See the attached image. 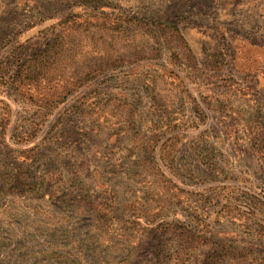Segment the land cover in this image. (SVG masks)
<instances>
[{
	"label": "rangeland",
	"instance_id": "1",
	"mask_svg": "<svg viewBox=\"0 0 264 264\" xmlns=\"http://www.w3.org/2000/svg\"><path fill=\"white\" fill-rule=\"evenodd\" d=\"M69 12L82 16V20L96 14L100 20L122 24L129 39L127 45L119 41L110 53L138 51L145 40L150 51L158 55L142 59L145 64L141 72L146 75L150 92L136 103V81L125 77L127 70L106 72L69 95L34 140L17 144L12 132L31 116L32 110L6 84H0V119L7 112L11 115L4 133H0L1 162L9 169L16 167L17 172L32 164L31 174L36 175L38 166L34 160L25 162L17 151L36 145L39 156L63 168L67 179L75 176L73 192L77 200L73 212L68 208L63 211L48 195L23 188L3 189L0 264H158L152 246L140 244L147 239L149 227L176 219L193 225L204 238L212 237L208 244L190 249L193 256L188 264H200L203 252L220 249H225L226 254L217 264H255L249 256H242L245 253L264 260L262 216L250 220L245 213L239 218L226 215L227 200L215 192L221 187L234 188L239 196L264 191V173L244 140L248 104L260 106L264 127V0H0V65L19 44H24L20 57L32 42L41 50L60 34L57 23ZM125 18L129 22L123 24ZM161 22L176 24L186 46L157 39L155 26ZM85 34V51L96 54L107 49L103 38L94 40L90 33L81 32V36ZM212 53L222 54L227 62L224 71L213 67L209 56ZM134 59L136 72L139 63ZM74 65L80 71L77 59ZM175 73L185 78L187 90L178 86ZM226 78L249 91L248 95L231 98V107L224 111L204 106L203 124L196 129L186 128L185 122L178 123L183 115L200 117L199 123L202 118L190 108L192 98L187 93L200 103L202 96L212 101L210 96L218 97L230 87ZM100 100L114 105L116 111H109L107 119L98 118L108 127L102 131L88 122ZM168 110L170 120L173 118L184 136L181 154L189 153L187 145L193 139L205 140L204 147L212 151L219 174L212 171L203 180L189 178L188 184L177 180L179 187L189 192L179 193L174 198L176 205L164 213L159 210L162 196L158 200V192L145 195L153 178L137 163L136 159L144 154L132 147L131 139L150 125L147 111L154 112L155 124L159 125L163 118L159 114ZM64 116L62 127H53ZM170 131L166 127L161 130V140L167 139ZM52 135L61 138V143L55 144L50 139ZM7 152L12 154L8 158ZM204 169L210 173V167ZM60 190L66 191L64 186ZM47 191H51L50 185ZM234 202L239 203V199ZM238 205L248 210L241 202ZM176 250L174 242L166 244L164 264L174 263Z\"/></svg>",
	"mask_w": 264,
	"mask_h": 264
},
{
	"label": "trees",
	"instance_id": "2",
	"mask_svg": "<svg viewBox=\"0 0 264 264\" xmlns=\"http://www.w3.org/2000/svg\"><path fill=\"white\" fill-rule=\"evenodd\" d=\"M81 18L82 16L78 14L67 13L63 17V20L57 23L60 34H56L55 38L48 41L41 50H38L36 43L32 42L28 46V52L20 57L22 54L20 48L24 44H19L14 50L10 51L6 60L0 65V84H6L18 95L21 103L32 110L31 116L24 118L21 121V124H23L17 126L14 132H12L15 143L20 144L34 140L41 133L48 120L64 104L69 95L78 91L89 82L106 75V72L127 70L125 77L130 79L132 77L131 80L136 81V103H141L142 95L150 92V84L146 81V75L141 72L142 65L145 64L142 59H154L158 55L150 51L145 40L141 42L142 44L138 51H128L126 53L115 51L114 53H110V50H114L113 47L119 41H121V44L127 45L129 39L124 34V30L126 29L123 28V25L108 19L100 20V16L96 14L91 15L92 19L90 20H82ZM125 22H129V19H123L122 23L124 24ZM155 29L154 33L160 41L164 43L175 41L181 47L186 46L185 37L176 24L161 22L157 27L155 26ZM121 30L123 31V35L119 34ZM82 31L90 33L94 40H101L103 38L107 44V49L102 53L96 54L91 53V51H85L83 40H85L84 36L88 35L81 36ZM209 56L214 64L213 67L217 71L225 70L227 62L223 60L222 54L212 53ZM134 58L139 63L136 66V72L133 70ZM76 59L81 63L80 71L74 65ZM175 76L178 79V86L182 90H187L185 78L178 73H175ZM194 78L198 77L194 76ZM224 81L230 82V87L227 89L229 92H222L218 97L210 96L213 99L212 101H205V97L202 96V102L200 103L194 95L187 93V96H191L192 98L190 108H193L197 116H201L202 118L199 123L197 120L200 117L195 118L193 116L191 118L189 115H183L182 118H179L178 123L185 122L186 128L196 129L203 124L204 106L208 107L207 105H210L216 107L219 111H224L231 107L229 103L231 98L236 96L242 98L244 95H248L249 91L238 87L236 83L231 82L227 78ZM207 95L210 94L208 93ZM245 98L247 99L248 97ZM248 105L250 111L249 117L244 121V140L247 149L250 150L251 157L259 165V170L264 173V127L261 119V108L254 102ZM113 107L114 105H108L100 100L92 111V114L88 117L90 126L101 131L107 130L108 127H104V122L102 121L100 124L98 118L102 116L107 119L106 116L109 111L113 110L114 113L116 112ZM168 111H164L165 113L167 112L166 114H159L160 117H163L158 122L159 125L155 124L154 112L147 111L145 115L148 117L147 120L150 125L146 131L136 132L131 139L132 147L145 155H141L136 159L137 163L146 174H150V178H153L152 187L148 189L149 191L145 195L148 197V195L158 192V200L162 196V205H160L159 210L164 213L176 205L178 201L174 200V198L179 193L187 195L189 192L180 188L177 180L188 184L186 183V179L189 178L190 180H203L205 176H210L212 171L214 175L219 174L212 151L209 146L204 147L205 140L202 139L200 142L197 139H193V143L190 142L191 144L188 143L187 145L189 153L181 154L179 147H181L180 143L183 141L184 136L181 128L177 127L178 125L175 124L173 118L171 119L174 122L170 120L171 111ZM9 116L11 115L7 112V116L2 120L0 119L1 134L4 133L9 124ZM65 117L62 119L59 117L60 119L55 121L53 127L59 126L61 128L63 124L62 120H65ZM130 117L134 119L132 111H130ZM165 127L171 130L170 136L165 140H161V134L159 133ZM54 135L50 136V139L55 144H60L61 138L58 136L54 137ZM17 151L20 155L24 156L23 160H26L25 162L34 160L33 164L35 163L38 166L37 174H31L30 168L34 166L32 164H28L24 169L17 172L18 169L16 167L9 169L7 164L2 163L0 160V183H3L0 194L1 191H4L3 189H11L13 191H18L20 188L25 190L30 189V191H36V193L41 194L40 196L48 195L50 198H54L63 211L68 208L73 212L76 206L75 203L77 202L74 197L75 193L73 192V186L76 181L75 176L68 178V180L67 175L63 173V168L54 166L43 155L40 154L41 156H39L36 145L21 151L17 149ZM146 154H149V157ZM11 155V153L7 152L6 157L8 158ZM204 164H206L205 167H210L209 174L207 173V169H204ZM69 172L71 173L72 171ZM48 185L51 186V191H47ZM62 186L65 187L66 191L60 190ZM215 192L221 194L227 200L224 204L226 215L239 218L245 213L250 220L258 216H262L261 219L264 220V191L262 194H258L259 196L246 192L239 196L236 189L229 187H221L218 191L215 189ZM9 193L16 194L12 191H9ZM52 193L56 195L51 196ZM238 199L239 203L241 202V204L246 205L248 210H242L238 205L239 203L234 202V200L237 201ZM178 220L158 223L153 227H149L147 239L140 244V246L147 244L152 246L158 264H164V251L166 244L169 242H174L177 247L174 263L188 264L193 256L190 249L196 248L200 244H208L209 239L211 240L212 238H204L203 235L199 234V231H196L192 227L193 225L178 222ZM261 229V236L264 237V228ZM225 254V249L215 250V252H203L200 264H217ZM242 256H249L251 263L264 264V260L259 261L257 257L250 256L248 253L242 254Z\"/></svg>",
	"mask_w": 264,
	"mask_h": 264
}]
</instances>
